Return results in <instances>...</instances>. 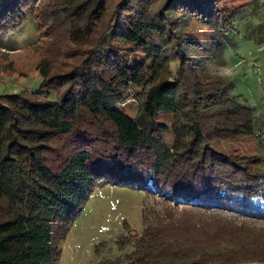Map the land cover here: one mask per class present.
<instances>
[{
    "label": "trees",
    "instance_id": "1",
    "mask_svg": "<svg viewBox=\"0 0 264 264\" xmlns=\"http://www.w3.org/2000/svg\"><path fill=\"white\" fill-rule=\"evenodd\" d=\"M35 1L0 0V32L22 24ZM259 2L45 7L39 18L51 39L36 65L39 90L0 94V264H57L70 222L94 187L109 183L143 189L164 207L145 206L133 249L96 264L264 263L260 159L210 147L252 134V109L207 67ZM192 22L204 28L200 36L188 29ZM131 100L134 118L115 107ZM159 113L173 116L171 147ZM188 210L225 217L220 235L198 244L210 251L197 256L181 252L188 244L174 231Z\"/></svg>",
    "mask_w": 264,
    "mask_h": 264
},
{
    "label": "rangeland",
    "instance_id": "2",
    "mask_svg": "<svg viewBox=\"0 0 264 264\" xmlns=\"http://www.w3.org/2000/svg\"><path fill=\"white\" fill-rule=\"evenodd\" d=\"M52 1L36 0L25 11L26 18L22 24L0 32V94L39 90L43 78L36 65L51 39L39 17L46 13L45 7ZM247 15L250 17L246 18L245 26L240 25L239 31L227 33L225 47L207 63V67L211 78L231 81V97H237L251 107L253 132L211 143L210 147L231 155L259 158L256 168L264 173V0H260L255 9L247 11ZM196 25L199 24L192 22L188 29L194 36H200L199 32L204 28L198 30ZM49 99H56L54 91H50ZM115 107L131 118L138 112L135 100ZM155 120L167 126L162 138L165 145L171 147L174 143L172 114L159 113ZM145 206L161 211L164 204L160 198L147 199L143 189L110 183L94 187L60 240L57 264H96L103 258L128 254L133 249L134 235L142 232ZM181 220L185 224L174 229L176 235L188 244H181V252L197 256L210 251L201 250L198 244L220 235L218 229L223 226L225 217L220 219L188 210ZM97 248L100 250L98 254Z\"/></svg>",
    "mask_w": 264,
    "mask_h": 264
},
{
    "label": "water",
    "instance_id": "3",
    "mask_svg": "<svg viewBox=\"0 0 264 264\" xmlns=\"http://www.w3.org/2000/svg\"><path fill=\"white\" fill-rule=\"evenodd\" d=\"M240 264H264V263H252V262H250V263H240Z\"/></svg>",
    "mask_w": 264,
    "mask_h": 264
}]
</instances>
